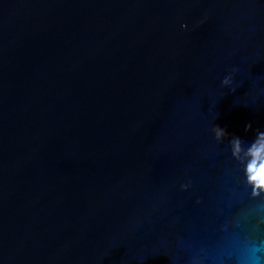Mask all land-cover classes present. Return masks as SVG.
<instances>
[{
	"label": "water",
	"instance_id": "95a60500",
	"mask_svg": "<svg viewBox=\"0 0 264 264\" xmlns=\"http://www.w3.org/2000/svg\"><path fill=\"white\" fill-rule=\"evenodd\" d=\"M258 132L264 0H0V264H264Z\"/></svg>",
	"mask_w": 264,
	"mask_h": 264
},
{
	"label": "clouds",
	"instance_id": "9594fccd",
	"mask_svg": "<svg viewBox=\"0 0 264 264\" xmlns=\"http://www.w3.org/2000/svg\"><path fill=\"white\" fill-rule=\"evenodd\" d=\"M182 27H187V25H182ZM232 82V75H228L222 80V85L230 86ZM247 127L250 128L251 124ZM213 133L217 141H223L230 135L226 128L219 125L213 128ZM230 144L233 156L244 166L249 182L257 179L259 182L264 180V132H258L255 141L250 146H245L242 138L235 135L231 136ZM188 186L184 185L183 187L187 188Z\"/></svg>",
	"mask_w": 264,
	"mask_h": 264
}]
</instances>
